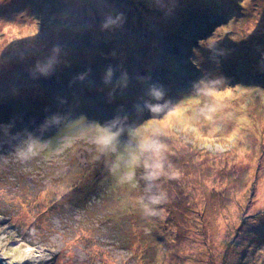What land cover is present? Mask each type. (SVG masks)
<instances>
[{
    "label": "rangeland",
    "instance_id": "obj_1",
    "mask_svg": "<svg viewBox=\"0 0 264 264\" xmlns=\"http://www.w3.org/2000/svg\"><path fill=\"white\" fill-rule=\"evenodd\" d=\"M0 258L264 264V0H0Z\"/></svg>",
    "mask_w": 264,
    "mask_h": 264
},
{
    "label": "clouds",
    "instance_id": "obj_2",
    "mask_svg": "<svg viewBox=\"0 0 264 264\" xmlns=\"http://www.w3.org/2000/svg\"><path fill=\"white\" fill-rule=\"evenodd\" d=\"M109 23H114L113 21L111 20H108L106 21L102 27L106 28L108 27V24ZM157 97L160 95L159 92H156L154 93ZM153 170L149 172V177L151 179H156L160 173H161V170H162V165L160 163H156L155 165L152 166ZM175 175H178V173L174 174ZM164 199H166V197L164 196V194H161V196H156V197H152L151 198V205H159ZM144 213L148 216H155L157 215V212L154 208L152 207H149V205H144ZM162 211V210H161ZM162 218V217H161Z\"/></svg>",
    "mask_w": 264,
    "mask_h": 264
},
{
    "label": "water",
    "instance_id": "obj_3",
    "mask_svg": "<svg viewBox=\"0 0 264 264\" xmlns=\"http://www.w3.org/2000/svg\"><path fill=\"white\" fill-rule=\"evenodd\" d=\"M4 258H0V264H7V262L4 261ZM14 264H18V263H14Z\"/></svg>",
    "mask_w": 264,
    "mask_h": 264
},
{
    "label": "bare ground",
    "instance_id": "obj_4",
    "mask_svg": "<svg viewBox=\"0 0 264 264\" xmlns=\"http://www.w3.org/2000/svg\"><path fill=\"white\" fill-rule=\"evenodd\" d=\"M60 111V110H59Z\"/></svg>",
    "mask_w": 264,
    "mask_h": 264
}]
</instances>
